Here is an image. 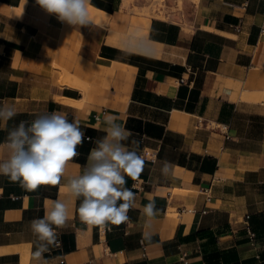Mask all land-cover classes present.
Wrapping results in <instances>:
<instances>
[{
    "label": "crops",
    "instance_id": "1",
    "mask_svg": "<svg viewBox=\"0 0 264 264\" xmlns=\"http://www.w3.org/2000/svg\"><path fill=\"white\" fill-rule=\"evenodd\" d=\"M124 2L91 0L112 19L94 36L36 0H0V101L17 113L0 145L40 113L78 119L90 139L67 165L76 175L110 115L145 160L127 178L128 220L104 230L79 219L63 184L27 192L0 175V264H264V0H184L164 16ZM56 199L70 217L37 261L29 222Z\"/></svg>",
    "mask_w": 264,
    "mask_h": 264
},
{
    "label": "clouds",
    "instance_id": "2",
    "mask_svg": "<svg viewBox=\"0 0 264 264\" xmlns=\"http://www.w3.org/2000/svg\"><path fill=\"white\" fill-rule=\"evenodd\" d=\"M36 4L75 28L94 24L90 15L91 0H36ZM16 114L14 106L0 101V122L6 123ZM103 122L105 135L95 141L87 164L79 174L68 175V163L79 155L77 149L85 139H90L80 121L69 120L55 111L40 113L31 122L21 121L8 131L5 142L0 145L6 152V157L0 158V175L18 182L27 192L63 184L68 196L79 201V219L101 230L126 222L128 211L136 206V193L126 186L127 178L137 181L145 160L135 147L126 146L132 134L114 117L104 115ZM138 143L132 141L136 147ZM170 170V163L164 161L162 175L167 176ZM158 211L154 200L142 208L148 220L155 218ZM69 217L68 200L56 199L50 201L43 218L29 222L38 241L34 259L39 261L49 246H59L56 229L65 227Z\"/></svg>",
    "mask_w": 264,
    "mask_h": 264
},
{
    "label": "rangeland",
    "instance_id": "3",
    "mask_svg": "<svg viewBox=\"0 0 264 264\" xmlns=\"http://www.w3.org/2000/svg\"><path fill=\"white\" fill-rule=\"evenodd\" d=\"M147 5L144 8L140 9L136 3H134V0H131V4L127 5L125 9L128 11H145L148 8H152L155 12H159L161 16H164V14L168 11L179 9L181 10L184 6V0H145ZM193 0H190V2ZM195 1V0H194ZM138 8V9H137Z\"/></svg>",
    "mask_w": 264,
    "mask_h": 264
},
{
    "label": "bare ground",
    "instance_id": "4",
    "mask_svg": "<svg viewBox=\"0 0 264 264\" xmlns=\"http://www.w3.org/2000/svg\"><path fill=\"white\" fill-rule=\"evenodd\" d=\"M127 2H128V0H125L124 3H127ZM127 4H129V3H127ZM90 15H91V17L94 20V24H89L88 26H85V28L88 29L89 32L91 34H93L94 36L96 34L100 36L102 34V31H103L102 28H105L108 25L109 20H112V19H110V14L105 12L104 10L95 8L94 6L91 5V7H90ZM64 24L68 25L66 23H64Z\"/></svg>",
    "mask_w": 264,
    "mask_h": 264
},
{
    "label": "built area",
    "instance_id": "5",
    "mask_svg": "<svg viewBox=\"0 0 264 264\" xmlns=\"http://www.w3.org/2000/svg\"><path fill=\"white\" fill-rule=\"evenodd\" d=\"M180 80L183 81L182 78H181ZM248 233H249V236H250V237H254V233H253L251 230L248 229ZM180 259H181L185 264H187V260L185 259L184 255H182Z\"/></svg>",
    "mask_w": 264,
    "mask_h": 264
}]
</instances>
